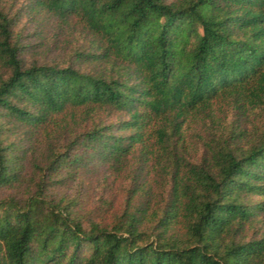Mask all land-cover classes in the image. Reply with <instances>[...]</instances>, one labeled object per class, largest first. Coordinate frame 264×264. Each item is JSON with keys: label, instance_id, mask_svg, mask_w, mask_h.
<instances>
[{"label": "trees", "instance_id": "trees-1", "mask_svg": "<svg viewBox=\"0 0 264 264\" xmlns=\"http://www.w3.org/2000/svg\"><path fill=\"white\" fill-rule=\"evenodd\" d=\"M0 264H264V0H0Z\"/></svg>", "mask_w": 264, "mask_h": 264}, {"label": "rangeland", "instance_id": "rangeland-1", "mask_svg": "<svg viewBox=\"0 0 264 264\" xmlns=\"http://www.w3.org/2000/svg\"><path fill=\"white\" fill-rule=\"evenodd\" d=\"M197 131V130H194V132ZM199 132V131H198Z\"/></svg>", "mask_w": 264, "mask_h": 264}]
</instances>
